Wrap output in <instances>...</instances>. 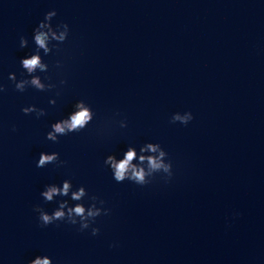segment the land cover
<instances>
[{
	"label": "clouds",
	"instance_id": "9594fccd",
	"mask_svg": "<svg viewBox=\"0 0 264 264\" xmlns=\"http://www.w3.org/2000/svg\"><path fill=\"white\" fill-rule=\"evenodd\" d=\"M56 15L55 9L46 12L44 18L33 30L32 40L35 51L20 60L26 77L17 80L15 73H9L8 79L14 83L18 92H24L28 88L44 92L57 87L56 84L50 82V77L42 79L37 74L49 71V65L44 61L41 52L47 56L54 49L59 51L60 45L67 41L70 34V27L66 22H59L53 26L52 20ZM28 43L29 41L25 36L20 37V48L27 47ZM55 67L59 69L63 65L57 61ZM60 84H67V80H60ZM5 91V86L0 84V93ZM49 103L54 105L56 101L50 100ZM21 111L25 115L35 113L37 118L46 115L44 109L37 108L35 105L23 107ZM94 117L95 113L91 106L85 100H79L75 103L74 110L67 117L50 125L46 139L57 143L62 136L80 133L89 126ZM193 119L194 116L191 111L176 112L172 114L170 122H178L186 126ZM118 123L121 128L127 127L126 119H121ZM12 130L15 131V127ZM64 163L66 162L60 160L58 152H41L36 167L46 168L50 164L60 166ZM104 165L112 172L115 182L129 181L141 187L151 184L158 175L165 183H170L175 175L169 154L158 142H146L139 147V151L135 145H129L120 158L114 154L107 155L104 159ZM40 195L45 203L54 201L57 203V207L51 212L40 205L34 207L33 210L38 213L41 227L63 222L68 225H78V231L90 230L92 236H97L101 231L100 227L97 226V218L111 214V209L104 206L105 200L96 195H89L88 190L83 185L73 190L70 179H64L59 185L55 183L46 185ZM57 197H66L67 199L57 200ZM86 197L90 201L88 204L84 203ZM29 264H54V262L48 255H39L30 260Z\"/></svg>",
	"mask_w": 264,
	"mask_h": 264
}]
</instances>
